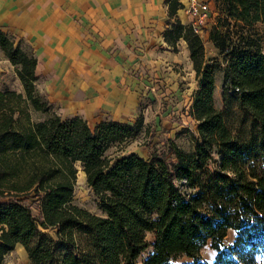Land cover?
I'll use <instances>...</instances> for the list:
<instances>
[{"label": "trees", "instance_id": "16d2710c", "mask_svg": "<svg viewBox=\"0 0 264 264\" xmlns=\"http://www.w3.org/2000/svg\"><path fill=\"white\" fill-rule=\"evenodd\" d=\"M214 1L221 28L210 27L207 39L223 64L206 57L199 34L179 21L177 0H165L168 27L162 34L171 42L184 39L197 81L188 107L196 122L191 149L169 139L165 150L146 157L127 153L105 174V149L134 136L141 116L89 124L76 113H55L35 87L30 46L0 28V50L22 87V94L0 90V263L15 244L32 264L254 262L264 248V49L245 25L264 27V0ZM11 96L46 116L21 122ZM75 162L100 197L99 213L72 201ZM107 190L129 196L136 209L121 217L105 200ZM147 228L153 231L151 249L136 260ZM228 228L234 235L224 245ZM206 242L214 249L211 261L199 254Z\"/></svg>", "mask_w": 264, "mask_h": 264}, {"label": "crops", "instance_id": "0c3cea01", "mask_svg": "<svg viewBox=\"0 0 264 264\" xmlns=\"http://www.w3.org/2000/svg\"><path fill=\"white\" fill-rule=\"evenodd\" d=\"M175 15L188 23L181 5ZM167 17L165 0H0V28L30 46L40 89L87 122L133 120L140 101L181 94L194 70L184 39L163 36Z\"/></svg>", "mask_w": 264, "mask_h": 264}, {"label": "rangeland", "instance_id": "374dc122", "mask_svg": "<svg viewBox=\"0 0 264 264\" xmlns=\"http://www.w3.org/2000/svg\"><path fill=\"white\" fill-rule=\"evenodd\" d=\"M208 6V20L205 28L202 32H200L199 36L203 41L204 55L206 57L214 56L223 64V59L218 54L217 48H215L211 41L207 39L208 29L210 27L217 25L218 28H221L218 24L220 22V17L222 16V11L220 4L217 1L209 0ZM183 24H186V22ZM245 28L249 29L250 32H253V34L259 37L262 45L261 47L264 49V27L258 22H254L251 25H245ZM176 49L180 50V43L177 44ZM2 55V51L0 50V56ZM189 67H191L190 60L189 65H187V69L184 71L188 70ZM195 84H197V81L194 72H192L191 75H184L182 85H180L181 94L176 96L175 99H164L161 96L154 100H150L149 98L147 102L140 101L135 115L133 116V118H135L139 115L142 119V124L138 132L132 137L116 140L108 145L104 154L110 158V160L108 167L104 169L103 173L105 174L111 170L115 163L129 152H134L142 157H146L152 150H165L169 139L175 141V143L183 149H191L193 136L195 135L196 122L189 114L188 107L190 103L189 98ZM35 86L37 90L48 100L45 92L40 89L42 86L41 77H37L35 80ZM220 88L221 76L218 74L214 80L213 89V97L216 105L220 104ZM0 90H13L15 92H21L22 94V87L14 72V68H11L6 64H1ZM10 101L15 107L14 114L19 116L21 122L29 123L46 116L45 112L33 109L29 102L23 97L18 98L11 96ZM51 104V109L55 113H58L60 116L65 115L57 102L51 101ZM102 118L108 117L104 116ZM126 121L132 120L128 119ZM88 123L92 124L93 121H88ZM166 154L168 155L167 152ZM75 166L76 173L73 181L72 201L83 208L99 213L100 209L98 207V202L100 201V197L94 194L91 186L86 183L84 173L80 169L77 162H75ZM104 195H106L105 200L110 202L117 209L121 217L128 214L130 210L136 209L132 199L127 195H117L115 192L110 190H107ZM149 218L152 219V216L150 215ZM233 235V229H226L222 243L224 245L230 243ZM152 238V228L145 229L142 242L136 247L133 258L140 260L145 253L150 251ZM22 248L23 247L19 244L13 245V247L4 254L3 260L0 264H32ZM199 254L202 259L211 261L214 255V249L210 247L208 242H206L200 247ZM181 259H184V257L178 258L177 261ZM237 264L242 263L238 262ZM252 264H264V248L254 254V262Z\"/></svg>", "mask_w": 264, "mask_h": 264}, {"label": "built area", "instance_id": "2783aa9c", "mask_svg": "<svg viewBox=\"0 0 264 264\" xmlns=\"http://www.w3.org/2000/svg\"><path fill=\"white\" fill-rule=\"evenodd\" d=\"M186 15L191 29L200 34L205 28L209 16V0H177Z\"/></svg>", "mask_w": 264, "mask_h": 264}, {"label": "bare ground", "instance_id": "6f19581e", "mask_svg": "<svg viewBox=\"0 0 264 264\" xmlns=\"http://www.w3.org/2000/svg\"><path fill=\"white\" fill-rule=\"evenodd\" d=\"M23 249V248H22Z\"/></svg>", "mask_w": 264, "mask_h": 264}]
</instances>
